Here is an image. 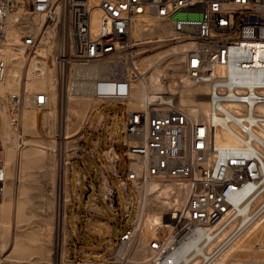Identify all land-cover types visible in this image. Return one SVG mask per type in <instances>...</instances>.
<instances>
[{
    "label": "built area",
    "instance_id": "built-area-1",
    "mask_svg": "<svg viewBox=\"0 0 264 264\" xmlns=\"http://www.w3.org/2000/svg\"><path fill=\"white\" fill-rule=\"evenodd\" d=\"M144 19L153 21L155 28L167 25L172 35L134 37L136 22L147 28ZM15 28L27 62L51 57L59 97L67 98L86 84L90 97L101 105L125 108V150L122 155L109 154L107 161L115 166L125 158L124 172L117 178L134 190L137 204L116 248L133 243L137 190L150 180L172 181L183 194L181 203L167 208L162 232L148 241L147 249L155 254L152 264L162 262L185 235L198 229L215 225L218 234L232 222L231 234L239 230V208L264 194V111L259 108L264 107V78L238 82L232 73L264 74V64L253 63L251 45L261 44L258 58L264 60V0H0V82L6 70L3 48L8 32ZM160 39L158 45L140 44ZM177 43L186 45L173 54L180 56L182 76L192 85L210 88L209 112L199 121L192 122L161 91L149 90L143 106H130L133 86L147 72L141 71L140 59ZM92 66L94 73L85 76ZM25 97L33 108H42L49 100L42 90L9 92L7 112L16 118ZM218 130L236 140L235 149L222 153L217 148ZM3 156L0 134V199L7 180ZM101 194L115 208V190L104 186ZM259 207L251 208L248 216L253 217ZM164 229L169 230L167 237Z\"/></svg>",
    "mask_w": 264,
    "mask_h": 264
},
{
    "label": "rangeland",
    "instance_id": "rangeland-1",
    "mask_svg": "<svg viewBox=\"0 0 264 264\" xmlns=\"http://www.w3.org/2000/svg\"><path fill=\"white\" fill-rule=\"evenodd\" d=\"M139 30L140 24L138 23L135 25L134 32L136 38L153 35L142 34ZM158 35L159 37H169L171 32L168 28H165ZM11 38H14L13 35H11ZM148 42L151 41L145 40L140 44L144 46ZM180 45L182 44L167 45L162 49L165 52L163 51L161 54L181 48ZM18 50H15L19 55L15 62L19 64V67L23 65L20 84L12 85L6 89L3 81L0 91L13 90L11 92H16L18 89L22 91L24 88H40L50 94L54 90L55 83V72L51 66V59L49 60V68L45 71L50 82L44 84L34 81L27 84L25 74L29 62L26 61L24 52ZM23 59H25V62H23ZM179 60L180 56L175 60H166L161 64L163 70L166 68L163 73L167 76L169 79L167 82L173 88L174 83H178V79L182 76L178 68ZM37 62L40 64L45 63L39 58ZM9 65H12V63L9 62ZM168 68L173 69L174 72L169 73ZM195 87L197 88V85L193 86V88ZM208 90V88L193 90V92L197 91L199 93L195 96V101L200 103L209 100ZM57 100L56 102L49 101V106L47 105L41 109L21 108L16 118L10 115L5 108V113L9 117L8 120L17 124V134L12 131L10 126H7V129L10 128L11 131H8L9 135H6L9 139V145L5 153L7 180L5 192L0 200V264H17L13 262L15 260L24 262L23 264H152L147 262L151 255L147 249V244L151 238L162 232L158 228L159 226L155 227L153 231L148 230L150 232L145 231L147 229L143 228L130 250H126L123 254L117 252L116 244L120 229L125 230L128 228L135 216L136 195L133 190L130 189L128 191L131 196V207L126 218H124V213L126 212L125 194L117 182L112 184L117 192L119 208L117 211L111 210L99 196L98 202L104 213L103 216L79 214L89 204L93 194L97 192L94 185L92 191L87 194L86 200L84 199L83 176L81 179L80 197L75 200L77 170L79 169L83 174V168L91 171L90 166L93 165L98 174L99 163L103 162L100 149L105 147L107 131H109L110 138L115 134L116 145L120 147L125 123L124 106L101 105L94 109L100 104L94 98L90 96L71 98L69 96L67 100L64 98L63 106L60 110ZM173 101L178 103L177 98H174ZM69 103L72 106L71 110L67 108L70 106ZM190 111V113H193L195 109L192 108ZM28 112L32 113V116L25 123L24 116ZM86 123L87 143L90 144V140L98 136L100 148L91 145V150L95 153L96 159L85 157L83 162L74 161L72 163L70 180L74 203L71 205L67 192V168L69 163L78 158L81 152V142ZM96 127L97 129L99 128L98 134L95 132ZM61 132L63 137L59 140L58 134ZM59 152L63 158L62 173L58 171L57 167ZM118 169H125L124 157L119 163ZM161 196L157 195L154 198V195H151L148 202L150 215L153 212L159 214L166 210V206H160L162 204L160 202L162 200ZM260 201L261 199L255 202L252 208H256ZM59 206L63 213L62 216L58 214ZM67 209L69 231L76 236L78 232L81 233L82 238L79 247L86 251V254L78 257L80 261L77 260V256L72 260L67 256L66 243L70 237L66 227ZM254 227L256 228L254 229ZM234 228L235 226H231V228L224 230L222 232L224 234L221 235V241L216 242L214 245L212 244L205 251H212L215 246L219 245L222 240L231 234ZM252 229L254 230L251 232ZM6 230L8 231V237L4 240ZM163 231L167 235L169 230L164 229ZM70 248L74 252L76 251L73 242L70 243ZM60 252L63 255L61 260H59ZM119 255L123 256L124 259L126 258L128 262L124 263V260L120 262ZM223 257L226 258L221 264H264V212L252 225L236 237L228 248L211 264L218 263ZM197 258L195 259L197 261L195 264L200 263L201 258Z\"/></svg>",
    "mask_w": 264,
    "mask_h": 264
},
{
    "label": "bare ground",
    "instance_id": "bare-ground-1",
    "mask_svg": "<svg viewBox=\"0 0 264 264\" xmlns=\"http://www.w3.org/2000/svg\"><path fill=\"white\" fill-rule=\"evenodd\" d=\"M38 21H39V19H38ZM144 21H145L147 28L145 27L144 24L142 25L141 22H139V24H140L139 32L140 33H142V34H157L158 33L159 34L163 29L168 28L171 32V35H172V30L167 25L157 24V26L155 28L154 26L156 24H153V21L147 20V19H144ZM136 24H138V22H136ZM144 27L146 28V32H143ZM134 32H135V26L133 29V35H134ZM11 35H13L14 38H11ZM18 36H19V33H18L16 28L11 30L10 32H8L7 40H6V43H5L4 48H3V52H4V56H5L4 58L6 61V70H5V75H4L3 80L0 82V86L4 81L6 89L10 88V86H12V85L13 86L19 85L20 81L22 79L21 71L23 70V68H22L23 65L21 67H19L18 66L19 64L17 62H15V60L19 58V55L15 50L19 49L20 52H23L21 47H19L17 45ZM159 38H164V37H159ZM160 41H163V39H160L157 41H151L152 43L150 45L151 46L155 45V44L158 45V44H160ZM251 45L255 49L254 56L256 57V58H254L253 63L256 65L264 64V63H262V62H264V60H260L258 58L260 55V51H261V48H260L261 44L259 42H253ZM180 46H181V48H176L172 52L168 51L164 54H161V52H163L164 50H162V49L157 50V51H155L151 54H148V55H146L140 59L139 67H140L141 71L145 72L147 70V72L145 73L143 78L136 81L134 86H133V89L131 92V100H130V106L131 107L143 106L149 90L150 91H161V92H164L166 94V96L163 97L164 99H170V100L172 99L173 100L174 98H177L178 99L177 105L187 113L189 119H191L192 122L199 121V120L207 117L208 112H209V104H208L209 101L207 100V101L200 102V103L198 101H195V96L199 93L197 91L193 92V90L202 89V88L210 89L209 85L208 84H198L197 88L195 87L196 88L195 89V88H193V86H196V85H192L190 83L189 79L181 76V78H182L181 82L182 83H179V84L174 83V88H173V86H171V84L167 82L169 79L163 73V71L166 68L163 70V67L161 66V64H163V62L166 60H170L169 59L170 55H173L175 52H178V50L180 51L182 49V47L184 48L186 45L182 44ZM46 51H47V49H44V50H41L40 53L43 54ZM47 56L50 57L49 54ZM173 56L174 57L171 58L173 60H175L178 57L177 55H173ZM39 59L45 63L40 64L37 62V59H33L32 61H29L28 68L26 67L27 72H26L25 76H26L27 84L33 83L34 81H37V82L39 81V82H42L44 84H46V83L48 84V82H50L49 77L45 71L48 70V68H49V63H48L49 61L48 60H50L51 57H50V59H48L46 61L41 57ZM9 62H11L12 65L8 66ZM23 62H25V59H23ZM21 68H22V70H21ZM95 70H96V67H94V66L88 68L85 71V76L93 74ZM232 77L234 78V80H236L238 82H245V80L253 82L256 79L264 78V74H257L255 72H249L247 74H242L239 71L234 70L232 73ZM199 85H201V86H199ZM79 87H80L79 88L80 91L76 92L75 94L68 95L66 100L69 99V96L71 98L72 97H80V96L81 97L82 96H90L88 94V91H87L88 86L86 84L83 86L80 85ZM19 90L20 89H18L16 92H18ZM24 90L26 92L41 91V90L45 91V90L40 89V88H34V89L24 88ZM11 91H13V90H5L2 92L0 91V134L2 135V137L4 139V156L3 157H4L5 173H6L5 153H6V150L8 148V145H9V141H8L9 139L6 135H9L8 131H11L10 128L12 129V131L14 133L17 134V124L8 120L9 117L5 113L6 112L5 111V102H6L5 100H6L7 94ZM46 92L48 94L49 100L44 107H46L47 105L49 106V101L52 100L53 102H56V100L58 99L57 101L60 105V110H61L62 106H63V102H64V97L58 96L57 88H56V81L54 83V90H52V92H50V94L48 91H46ZM200 94H202V93H200ZM70 104L71 103H69V105ZM200 104H204V105H200ZM44 107H42V108H44ZM23 108L41 109V108H33L28 97H25V101L23 102L22 109ZM67 108H68V110H71L72 106L70 105ZM192 108L195 109V112L190 113L191 112L190 110H192ZM259 108H260V110L264 111V107H259ZM31 114L29 112L25 113V116H24L25 123L30 120V118L32 116ZM7 126L8 127L10 126V128L7 129L8 128ZM10 133H12V132H10ZM16 134H14V135H16ZM62 137H63V133L61 132L58 134V139L61 140ZM215 141L217 144V148L222 153L228 152V151H230V149H235L237 146L236 140L226 130L216 131ZM52 151H54V150H52ZM58 154H59V158L57 161V167H58V171L60 173H62L63 158H62V155L60 152ZM6 177H7V174H6ZM175 184L176 183H174L172 181L150 180V181H147L138 187L137 192H138V195L140 198V202L138 205L137 216H136V219L134 221V226H133L134 240H133V243L130 244L128 247L118 248V250H117L118 253L123 254L126 252V250H128V249L130 250L132 248V246L135 244L139 232L143 228H146L147 230H145V231H147V232H150L148 230L153 231L155 229V227H157V226H159L158 228L161 227L160 229L163 228L162 226H163V222H165V220H166L165 214L167 213V208L172 207L176 201L178 203L182 202L183 194H182L181 190ZM5 186H6V183H5ZM262 189L264 190V184L262 185ZM4 192H5V190H4ZM151 195L152 196L154 195V198L157 195L158 196L162 195L160 197L162 199V200H160V202L162 203L160 206H162V205L164 207L166 206V210L164 212H161L159 214H156V212L155 213L153 212V214L150 215L149 210H148L149 209V206H148L149 203L148 202H149V199L151 198ZM263 195L264 194L261 193L255 199V201L253 203H251V204L249 203L248 205L246 204L243 207L239 208V212L242 214V220H241V225L239 227V230L235 231L232 234H229V236L226 239L222 240V242L219 245H217V247L215 246L216 248H218L216 250L215 254L212 253V251L214 249L212 251L210 250L207 252L205 251V249L212 246V244L214 245L216 242L221 241V239H222L221 235L224 234V233H222V231L224 232V230H226L227 228H231V226H233L232 222L229 223L228 226L226 228H224L218 234H216V231H213L217 227L215 225H211L206 229H198L197 231L193 232L192 234L185 235L183 237V239L180 241V243L178 244V246H176L173 250H170V252H168L167 256H165V258H163L162 262L155 263V264H195L197 262V261H195V259L197 257L201 258L200 259L201 264L213 263L228 248V246L232 243V240L234 239V237L240 231H242L244 229L242 231V232H244L250 225H252V223L257 218H259V216L262 215V213L264 212V210H263L264 204L261 206V203L264 199ZM156 199H157V197H156ZM259 199H261V201L259 202V205H258V206H260L258 212L253 217L248 216L249 215L248 211L253 207V204H255V202H257ZM154 206H156V205H154ZM154 211H155V209H154ZM58 214H59V216L63 215L60 206L58 209ZM257 214H259V215L257 216ZM255 216H257V217L255 218V220H253ZM255 228L256 227H254V229ZM254 229H252L251 232ZM7 234H8V231L6 230L4 233V237H5L4 240L7 239V237H8ZM167 236H168V234L165 237H167ZM230 252H228V253H230ZM210 253H212V254H210ZM154 255L155 254L149 256V258L147 259L148 263H152V261L154 259L153 258ZM59 257H60L59 260H61L63 258V255L61 254V252H60ZM225 258L226 257H223V259L221 258L220 261L216 264H221V262L224 261ZM13 262H15L17 264H23L24 263V262H20L18 260L17 261L15 260Z\"/></svg>",
    "mask_w": 264,
    "mask_h": 264
},
{
    "label": "crops",
    "instance_id": "crops-1",
    "mask_svg": "<svg viewBox=\"0 0 264 264\" xmlns=\"http://www.w3.org/2000/svg\"><path fill=\"white\" fill-rule=\"evenodd\" d=\"M99 106H101V104H99L97 107H95L94 109H97ZM120 106V105H119ZM93 113V112H92ZM91 113V114H92ZM90 117V116H89ZM89 120V118H88ZM88 123V121H87ZM87 123H86V127H85V131L83 133V140L81 142L82 147L81 152L78 156V158L72 160L69 163V166L67 168V174H66V180H67V192L69 195V198L71 200V205L74 203V196H73V191L71 189V180H70V172H71V165L72 163L75 161H79V162H83L84 158H88V159H96L95 158V153L91 150V145L96 146L98 148H100V139L97 136L96 138H93L90 140V144L87 143ZM99 128L95 129V132L98 134ZM125 148L122 144L121 141V145L120 147L116 145V141H115V134L112 138H110L109 135V131L106 132V139H105V147L101 148V155L103 157V162L99 163V172L97 174L96 169L93 165L90 166L91 171H88L86 168H83L84 173L82 174V172L78 169L77 170V175H76V184H77V193L75 195V200H78L80 197V186L82 184V176H83V180H84V191H85V197L84 199L86 200L87 198V194L90 193L92 191V188L94 187V185L96 186L97 192L95 194H93L92 199L90 200L89 204L87 206H85V208L82 210V213L79 214H83L85 216L89 215V214H94V215H100L103 216L104 213L99 205V196L102 198V200L109 206V204L103 199L102 194H101V189L104 186H110L115 190V199H116V204H115V208H111L109 206V208L113 211H117L118 208V198H117V192L115 187H113V182H117L121 188L124 191L125 194V199H126V212L124 213V218L128 217L129 214V210L131 207V196L128 193V191L131 189L133 190L131 187H127L125 185H121L117 175L122 174L124 172V170H119L118 169V165L119 163L122 161V159L115 165L113 166L110 162L107 161V157L109 154H119L122 155L124 152ZM79 166V165H78ZM134 191V190H133ZM135 193V192H134ZM67 201V199H66ZM136 204H137V198H136ZM136 204H135V208H136ZM69 208V207H68ZM67 218H68V209H67V216H66V227L68 230V233L70 235L66 245H67V249H68V253L67 256L69 257V259H73L75 258V256H77V260L80 261V259H78V257L80 255H84L86 254L85 250L80 249L79 245L81 243V233L78 232L77 236L73 235L68 228L67 225ZM133 221V219H132ZM132 223V222H131ZM127 229V228H126ZM120 233L123 231L122 229H120ZM119 233V235H120ZM118 235V237H119ZM74 243L75 247H76V251L74 252L71 248H70V243ZM110 254V253H109ZM108 254V255H109ZM84 260H91V261H97V260H93V259H84Z\"/></svg>",
    "mask_w": 264,
    "mask_h": 264
}]
</instances>
